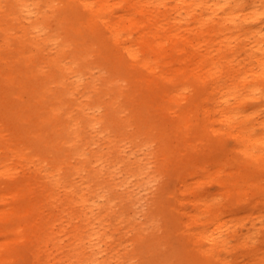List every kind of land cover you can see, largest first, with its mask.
<instances>
[{"label": "bare ground", "instance_id": "bare-ground-1", "mask_svg": "<svg viewBox=\"0 0 264 264\" xmlns=\"http://www.w3.org/2000/svg\"><path fill=\"white\" fill-rule=\"evenodd\" d=\"M1 62L0 264H108L107 216L133 224L144 181L129 182L155 170L178 176L202 264H230L240 212L203 187L264 201L238 177L264 165V0H0ZM143 133L154 171L122 152ZM251 227L232 248H264Z\"/></svg>", "mask_w": 264, "mask_h": 264}, {"label": "rangeland", "instance_id": "rangeland-1", "mask_svg": "<svg viewBox=\"0 0 264 264\" xmlns=\"http://www.w3.org/2000/svg\"><path fill=\"white\" fill-rule=\"evenodd\" d=\"M48 53H54L53 50ZM47 54V53H46ZM3 62L0 63V66ZM5 68L0 70V77H5ZM167 125L166 121L160 120L156 117L151 122V129L155 130L157 127ZM137 128H133L136 130ZM146 135L143 133L139 135L136 142H126L123 144V153H129V157L133 160L134 158L142 157L144 163L147 165V169L156 168L154 162L149 161L147 151L148 145L144 142ZM230 144H234V140H228ZM23 161V160H22ZM25 162V161H24ZM234 168L233 170H236ZM221 174V177L227 176V171ZM124 174V173H123ZM122 174V175H123ZM240 180H244L245 177L255 178L264 182V165L257 169L245 168L243 172L238 175ZM147 172L143 175H138L133 178L129 183L133 186V183L138 185L137 181H144L140 185L141 197L138 200L135 207L129 209V213L134 217L135 222L133 224H115L114 220L107 216V223L109 227V235L111 240L108 243L106 250V256L110 257L108 264H138L142 260L146 264H202L206 263L205 259L197 252L198 245L194 241L193 236H188L184 230V224L181 222L182 215L179 209L176 208L178 204V192L180 181L178 176L173 172L169 174L160 175L158 170H155L152 174L150 181L147 179ZM218 177L214 179L207 178L204 182L203 191L208 194H217L219 200L222 199L225 207L229 209L230 214H240L235 216H227L226 218L230 221L232 218L241 219V222L235 227L230 228V232L234 233L232 236V242L230 246V252L223 251V256H227L228 259L232 258L230 264H264L263 254L264 248L258 250V254L246 253L243 247L232 248L233 245L238 241V238L243 234L252 229V223L255 222V227L261 228L264 232V201H259L254 208H248L245 205H237L232 200H226L225 195L221 193L222 187L219 182L216 181ZM160 189V190H159ZM248 194L252 195L255 192V188L249 187ZM121 209V206H117ZM48 211V210H47ZM153 212L159 213L154 215ZM249 213V216L245 215ZM234 218V219H235ZM263 218V220H262ZM183 226V227H182ZM7 235L0 234V241L5 240ZM156 237V239H155ZM161 238L163 242L162 247L156 245L157 249H164L166 256H162L160 262L154 263L155 255L152 253V249L149 248V241H157ZM261 238L258 245L262 246ZM141 249H137L135 244ZM98 254L95 256L97 258ZM102 259V257H100ZM152 259V261H150ZM154 260V261H153ZM218 263V261H216ZM215 262V263H216ZM12 264H22V260L19 258L12 262ZM229 264V261L228 263Z\"/></svg>", "mask_w": 264, "mask_h": 264}]
</instances>
